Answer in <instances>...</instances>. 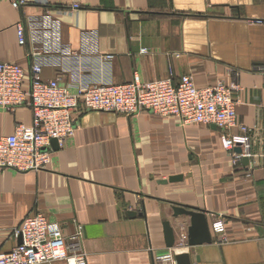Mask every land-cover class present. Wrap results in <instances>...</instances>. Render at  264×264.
<instances>
[{
    "label": "crops",
    "instance_id": "0c3cea01",
    "mask_svg": "<svg viewBox=\"0 0 264 264\" xmlns=\"http://www.w3.org/2000/svg\"><path fill=\"white\" fill-rule=\"evenodd\" d=\"M24 1L15 10L0 0V62L24 70L23 90L32 54L45 60L43 80L66 86L122 85L137 73L144 83L190 76L204 89L237 73L229 134L251 129V147L236 162L214 126L149 112L76 113L74 135L51 146L44 169H0V255L41 213L65 238L82 228L86 264H176L157 261L169 251L188 254L189 264H264V0H80L76 11L71 0ZM31 121L26 107L0 109V138ZM175 206L204 212L209 227L220 216L225 239L210 232L211 244L189 247V218L175 219ZM163 222L174 229L172 249Z\"/></svg>",
    "mask_w": 264,
    "mask_h": 264
},
{
    "label": "built area",
    "instance_id": "2783aa9c",
    "mask_svg": "<svg viewBox=\"0 0 264 264\" xmlns=\"http://www.w3.org/2000/svg\"><path fill=\"white\" fill-rule=\"evenodd\" d=\"M7 1L15 10L26 6L24 0ZM54 1L57 0H45V5ZM71 1V10H78L80 0ZM30 24L33 26L34 22L30 21ZM16 28L18 42L24 45L23 23L19 22ZM145 52L141 50L142 54ZM31 57L29 88L26 90L22 89L24 70L16 64L0 62V109L13 111L26 107L32 113L31 125L19 124L11 135L0 138V169L17 172L44 169L50 162L51 141L56 140L61 147L66 139L72 137L75 114L85 110L122 115L149 112L162 117H176L184 125L214 126L220 131L226 151L242 150L241 154H233L236 162L249 156L252 130L240 127L238 134H229L236 126L234 94L240 91L237 73L229 85L218 83L204 89H198L190 76L144 83L137 73L129 83L122 85L66 86L60 83V79L43 80L45 60L40 54H32ZM111 58L110 55L105 56L107 60ZM224 229L225 221L220 216L214 218L210 232L224 240ZM14 236L20 244L0 255V264H86L81 227L74 235L65 238L59 224L51 223L43 214L37 213L26 218ZM156 259L170 262L174 253L169 251Z\"/></svg>",
    "mask_w": 264,
    "mask_h": 264
},
{
    "label": "water",
    "instance_id": "95a60500",
    "mask_svg": "<svg viewBox=\"0 0 264 264\" xmlns=\"http://www.w3.org/2000/svg\"><path fill=\"white\" fill-rule=\"evenodd\" d=\"M51 146L52 148L57 149L58 146L57 141L52 140ZM235 152L237 154H241L242 150L240 148H236ZM242 161L243 163L248 162L247 159H243ZM179 180L180 177H172L168 180V182H176ZM172 210H173V217L175 219L181 216L189 218V227L187 229V238H188L187 244L189 247L211 244L212 239H211L210 227L204 212L188 210L180 206H175L172 208ZM129 216L134 217L135 215L131 213L129 214ZM162 228H163L165 246L167 249H172L175 246L174 229L169 222H163ZM174 259L176 264H189V256L186 253L178 254L175 256Z\"/></svg>",
    "mask_w": 264,
    "mask_h": 264
}]
</instances>
